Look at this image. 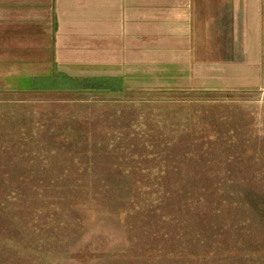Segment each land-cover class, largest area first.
Masks as SVG:
<instances>
[{
    "label": "rangeland",
    "instance_id": "1",
    "mask_svg": "<svg viewBox=\"0 0 264 264\" xmlns=\"http://www.w3.org/2000/svg\"><path fill=\"white\" fill-rule=\"evenodd\" d=\"M213 89L0 101V264H264V84Z\"/></svg>",
    "mask_w": 264,
    "mask_h": 264
},
{
    "label": "crops",
    "instance_id": "2",
    "mask_svg": "<svg viewBox=\"0 0 264 264\" xmlns=\"http://www.w3.org/2000/svg\"><path fill=\"white\" fill-rule=\"evenodd\" d=\"M254 84L264 0H0V101Z\"/></svg>",
    "mask_w": 264,
    "mask_h": 264
}]
</instances>
